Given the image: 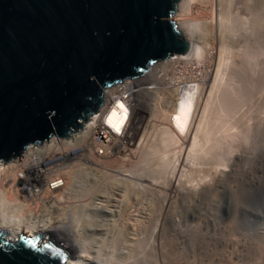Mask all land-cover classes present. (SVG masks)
<instances>
[{
  "label": "bare ground",
  "instance_id": "bare-ground-1",
  "mask_svg": "<svg viewBox=\"0 0 264 264\" xmlns=\"http://www.w3.org/2000/svg\"><path fill=\"white\" fill-rule=\"evenodd\" d=\"M173 16L179 31L190 42L188 51L190 56L202 59L208 53V49L213 50L214 46L218 48V58H216L218 60L214 73L208 81L199 90L192 87L179 94L172 103L171 117L167 118L163 112V116L175 124V130L169 128L170 124L156 129L155 132L153 128L150 132L152 136L149 138L150 142L140 150L139 159H134L137 161L130 168L115 169L119 175H122L121 177H114L112 174V179L105 180L101 177L102 181L95 180L96 183H101L99 189H95L92 184V186L89 184V188L88 185L85 191L87 195L94 192L88 201L79 202L81 201L78 199L80 193L78 192L77 198L76 191L78 185L83 184V180L87 178V170L79 168L80 171L77 170L76 173L71 171L67 175L65 195L68 199L73 198L74 203L68 208L67 222L56 219L34 226L35 224L30 222L21 210L12 186L7 184L11 173L9 168L0 165V230H6L9 237L15 239L23 232L29 235L39 232L48 234L62 242L69 253L74 251V255L67 259V264H149L151 261L153 264H178L177 257H181L178 252L184 250L180 249L181 246L189 249L193 258L197 255L195 264H198L197 261L199 264H216L217 254L227 257L223 260L218 256L219 259L224 262L226 260L230 264H233L235 260L240 263L246 256L250 258L252 264H259L254 260L256 256L249 253L251 245L239 239L240 231L237 234L234 230L236 224L233 225L230 217V219L220 217L217 211L221 204L219 199L228 192L226 184L238 172L237 167L243 159V155L238 153L240 145L239 142L237 143L238 139H233L246 137L245 140L252 141L251 138L254 137L255 147L249 146L254 147L255 150L259 145L258 142L264 137V131H262V138L254 135L258 131L261 133L262 130H256L261 126L258 125L254 133L258 120L255 121V127L253 126L254 134L251 138H248L251 135L248 133L252 131L247 133L245 129L238 130L237 124L241 122L239 118L233 120L234 118L231 117L236 115L231 112L235 111L234 114H236L237 106L239 107L240 104L236 105L239 102L236 101L237 109L233 110L235 102L231 99L232 91L227 89L235 85L234 77L241 80L239 74L236 75L237 72L232 71L233 67H231L233 64H238L237 58L245 54L247 61L249 58L257 59L255 56L259 45L256 42L258 38L256 34L259 26L261 28V20L264 19V0H179ZM247 31L252 38H246ZM254 62L250 64L255 65ZM240 63L238 66L244 65L245 62ZM236 88L234 96L239 91ZM223 92L225 94L229 92L231 95L227 93L226 97ZM120 120L121 115L114 110L104 120V124L113 126ZM244 125H247L246 122L240 126L244 127ZM234 128L238 131L232 132ZM234 153L239 155L231 160L229 156H233ZM99 163L97 162V166L92 163L95 169H98ZM90 170L93 168L89 169V172ZM103 170L98 171L103 173ZM259 171V176H254L255 179H252L248 187L244 185L238 189L240 201L238 200L233 208L234 218L239 209L242 214L249 211L246 197L254 191L261 192L264 188V168ZM92 173L94 172L91 171ZM252 173L256 174V172ZM82 176L85 179L82 180ZM79 177H82L81 183ZM165 177L168 178L165 179ZM228 186H231V189L233 187L231 183ZM84 196L86 195H83V199H85ZM118 198L120 199L117 200ZM112 200H115L117 204L111 203ZM215 203L218 204V209ZM252 210L254 215L260 216L259 209L253 207ZM133 211L136 212L135 218H133ZM114 212L119 213L117 218L120 217V213L123 217L125 213L127 214L126 221H123V217L119 218L124 223L123 225L120 223L118 227L120 230L122 228L123 234H119L123 236L122 241L116 236L121 241L120 246H118L120 242L114 243L113 238L111 241L115 233L113 229H118L116 227L119 225L118 222L116 223L117 219L113 221L115 225L118 224L117 226L114 227V224H111L115 217ZM111 213L114 216L109 218L108 215ZM232 220L236 219L232 218ZM257 224L260 225L261 222ZM256 228L257 230L254 231H257L255 234L257 238L255 239L259 241V245L260 241L264 245V229L260 226ZM59 232L66 234L67 239L63 238L64 234L61 238ZM113 244H117L118 247ZM146 244L150 247L149 254L153 258L150 262H146L150 258V255L146 253L144 246ZM146 255L149 256L146 257ZM234 264L238 263L234 262Z\"/></svg>",
  "mask_w": 264,
  "mask_h": 264
},
{
  "label": "water",
  "instance_id": "water-1",
  "mask_svg": "<svg viewBox=\"0 0 264 264\" xmlns=\"http://www.w3.org/2000/svg\"><path fill=\"white\" fill-rule=\"evenodd\" d=\"M178 2L0 0V162L77 133L105 87L187 53L173 20ZM70 256L48 234L12 239L0 230V264H67Z\"/></svg>",
  "mask_w": 264,
  "mask_h": 264
},
{
  "label": "built area",
  "instance_id": "built-area-1",
  "mask_svg": "<svg viewBox=\"0 0 264 264\" xmlns=\"http://www.w3.org/2000/svg\"><path fill=\"white\" fill-rule=\"evenodd\" d=\"M207 52L202 59L188 52L172 55L137 77L105 87L102 105L77 133H70L66 139L52 136L40 145L29 144L19 162L16 156L0 162L11 172L7 184L12 186L28 220L34 226L67 220L68 208L74 203L65 195L71 171L91 168L88 163L102 159H136L149 141V128L164 124V113L171 117L172 103L179 94L192 87L199 90L214 73L213 51ZM114 110L121 120L113 126L104 124Z\"/></svg>",
  "mask_w": 264,
  "mask_h": 264
},
{
  "label": "rangeland",
  "instance_id": "rangeland-1",
  "mask_svg": "<svg viewBox=\"0 0 264 264\" xmlns=\"http://www.w3.org/2000/svg\"><path fill=\"white\" fill-rule=\"evenodd\" d=\"M175 15V14H174ZM174 17V16H173ZM260 25H261V28H260V26H259V28H260V31H259V28H258V31H257V34H256V37H258V38H256V42L258 43V45H259V47H257L258 48V52H257V54L259 55H257L256 54V56H255V58H257V59H250L249 58V60L247 61V57L246 56H244L245 58H243V56H240V57H238L237 58V61H238V64L240 65L241 63L240 62H245L244 63V65L242 64L241 66H238V64L236 65V64H233V65H231V67H233L232 68V71H236L237 73H236V75H238L239 74V76H240V78H241V80H238L237 79V77H234V81H236V82H234V84L239 88H236V86L235 85H233V86H230V87H228L227 89L231 92L232 91V95L229 93V92H227L229 95H231L232 96V101L233 102H235L234 103V107H235V109H234V107H233V110H236L237 108V110H236V114H234L235 113V111H232L231 113L233 114V115H236V117H231L233 120H236L237 118H239V120H240V122L241 123H239V124H237L239 127H241V129L238 127V130H243V129H245V131L248 133V131L250 132V131H252V132H250V133H248L249 135H250V137H248V138H251L252 137V135L256 132V130L258 131V130H261V133H260V131H258V133L256 132L254 135L256 136V137H258L259 136V138H262V136L264 135V133H263V135H262V131H264L263 129H264V120H263V118H264V19H263V21L261 20V22H260ZM248 32V33H247ZM246 32V38H252L251 36L249 37V31H247ZM249 34V35H248ZM260 37V38H259ZM257 39H259V40H257ZM261 43V44H260ZM257 45V44H256ZM257 45V46H258ZM262 46V47H261ZM216 48V49H215ZM209 50V49H208ZM213 51V57H212V59H213V61L215 62V64H214V62H213V64H214V67L216 66V63H217V60L218 59H216V58H218V48H217V46H214V49L212 50ZM261 53V54H260ZM261 55V56H260ZM215 56V57H214ZM258 56V57H257ZM238 59H240V60H238ZM242 60V61H241ZM253 60H255L256 62H254ZM240 61V62H239ZM247 61V62H246ZM250 61V62H249ZM253 62H254V64L255 65H252L253 64ZM250 63H252V64H250ZM236 65V66H235ZM244 67V68H243ZM255 69V70H254ZM258 69V70H257ZM254 70V71H253ZM234 71V72H235ZM253 73V74H252ZM239 78V77H238ZM236 79V80H235ZM238 81V82H237ZM239 85V86H238ZM235 86V87H234ZM234 87V88H233ZM234 90H233V89ZM235 88H236V90L238 91V93L235 95V96H237V95H241V96H237V97H235L233 94L236 92L235 91ZM248 88V89H247ZM226 89V90H227ZM232 89V90H231ZM246 89V90H245ZM225 90V89H224ZM227 90V91H228ZM226 92V91H225ZM225 92H223V94H225ZM240 92V93H239ZM241 92H245V94L243 95V93H241ZM225 94V96L227 97V95L228 94ZM224 96V95H223ZM231 96H228L229 98L231 97ZM233 96H234V98H233ZM241 97V98H240ZM246 97V98H245ZM238 100H237V99ZM238 103H237V102ZM232 102V103H233ZM237 103V104H236ZM243 103V104H242ZM235 104L236 105H239V107L241 108H239L238 106H237V108H236V106H235ZM245 104V105H244ZM242 106V107H241ZM241 110V111H240ZM238 112H240V113H238ZM232 116V115H231ZM240 116H241V118H240ZM250 116V117H249ZM253 116V117H252ZM252 117V118H251ZM162 119H163V121L165 120V122H164V124H159V126H154L153 128H154V130H153V128L151 129V128H149L150 130V132H151V130H153L154 132H155V130L156 129H158V128H160V127H165V125H167V124H170L169 125V128L170 129H172V130H175V128H174V125L175 124H173L172 122H170V121H168L167 119H166V117H164L163 115H162V117H161ZM245 118V119H244ZM260 118V119H259ZM251 119V120H250ZM261 119L263 120V121H261ZM238 120V121H239ZM244 120H246V121H244ZM258 120V121H257ZM248 121V122H247ZM255 121H257V123L255 122ZM234 122V121H233ZM245 122H246V124L247 125H244V127H242V126H240V125H242V123L243 124H245ZM258 122H260V124H258ZM236 123H238L237 121H236ZM256 123V127L254 126V124ZM251 124H252V126H251ZM249 125V126H248ZM260 127H259V126ZM252 127V129H250L251 127ZM255 128H254V127ZM246 127H250V128H247V129H250V130H247L246 129ZM257 127H259V129L257 128ZM253 128H254V130H253ZM238 130H235V128L233 129V130H231L232 132H237ZM253 131H254V133H253ZM259 134V135H258ZM261 136V137H260ZM152 136H150V133H149V138H151ZM241 138H243V137H240V138H234L233 140H239V139H241ZM245 139H246V137H244ZM243 138V140H237V143L238 144H240L239 145V147H238V151H236V152H238L239 154H241V155H243L242 156V160H241V163H239V166L237 167V170H238V172H236L235 174H234V176L230 179V180H228V184L230 185V183L232 184V186L235 188V189H237V190H235L233 187H232V189H231V186H228V184H226L227 186H226V188H228V189H226L228 192L226 193H224L222 196H221V199H219V201L221 202V204H220V206H219V209H218V204H216L215 203V205H216V207H217V209L219 210V211H217V213L220 215V217L222 216L223 218L225 217V219H230L231 218V221L233 222V225L234 224H236V226H235V228H234V230L237 232V234H238V231H240L239 233H240V240L242 241V242H245V243H248L249 244V246L251 247L250 249H251V251H249V253L251 254V255H253V256H256V259H254L257 263L259 262V264H264V245H263V242H261L260 241V245H259V241L257 240V239H255V238H257L256 236H255V234L257 233V231H254V230H257V228L256 227H259L260 226V228L261 229H264V188L261 190V192H256V191H254V192H252L248 197H246V201H247V203H248V205H249V211H247V212H243L244 214H242V212H241V209H239L237 212L238 213H236L237 214V218L235 217L234 218V206L235 205H237L236 203L238 202V200H239V195H240V193H239V191H238V189L240 188L241 189V187L242 186H244V185H246L247 187H248V185H249V183L252 181V179H255L254 178V176L255 177H258L259 176V173H260V171H259V169H261V168H264V137L261 139V141H259L258 142V144L259 145H257V147L255 148V150H254V145H253V139H254V137L253 138H251L252 139V141L251 140H245ZM247 138V139H248ZM258 138V139H259ZM150 140V139H149ZM256 140H257V138H256ZM149 142L150 141H148V143L146 144V146L149 144ZM234 142V141H233ZM240 142H243L242 144L240 143ZM236 143V144H237ZM245 143V144H244ZM234 144H235V142H234ZM244 145V146H243ZM254 146V147H250V146ZM251 148H253V150L251 149ZM243 149V150H242ZM241 150H242V153H240L241 152ZM238 153H234L233 154V156H229V158L232 160V159H234L237 155H239ZM141 154V151L139 150V153L137 154V156H136V159H139V156H141L140 155ZM247 157V158H246ZM108 161H106L105 162V160H99V161H97V162H100L99 164H98V169H95V167L94 166H97V163H96V165H94V164H90V167L91 168H93V170H90V172H89V169H91V168H88V166H83L84 167V169H82V168H80V170H87L86 172H88V173H90V174H88L87 173V178L85 179V177H81L82 178V180L83 179H85V180H83V184H80L81 182V178L79 177V182L80 183H78V184H80V185H78V187H77V198L79 199V200H81V201H79V202H85V201H88V200H90V198L92 197V195H93V193H90L89 194V196L87 195V193L85 192L86 190H87V188H88V185L90 184H92L93 186H94V188L95 189H99V187L101 186L99 183H96V181L97 182H100V180L103 178V179H105V180H107V179H112L111 177H121L120 175H119V172L118 171H115V169L116 170H122V169H124L125 167H127V168H130V166H132L134 163H135V161H137V160H134L133 159V161H129V162H126V161H122V160H116V159H107ZM112 160V161H111ZM104 163H103V162ZM111 162V163H107V162ZM120 161H121V163H120ZM102 163H103V165H102ZM105 163H107L106 164V166H104L105 165ZM86 164H87V162H86ZM88 165H89V163H88ZM94 165V166H93ZM125 165V166H124ZM102 166V167H101ZM124 166V167H123ZM85 167H87V169L85 168ZM122 168V169H121ZM126 168V169H127ZM224 169H227V168H225V167H223ZM103 170L104 172L103 173H105V174H103V173H101L100 171H98V170ZM77 170H79V168L78 169H76V170H74L75 171V173L77 172ZM79 170V171H80ZM96 172H95V171ZM114 170V171H113ZM256 170V171H255ZM78 171V172H79ZM91 171L92 172H94V173H92L91 174ZM259 171V172H258ZM101 174H100V173ZM107 172H108V174H107ZM114 172H116V173H114ZM228 172V171H227ZM252 172H256V174L255 173H252ZM93 174H94V176H93ZM98 174V175H97ZM106 174H107V176H106ZM112 174H113V176H112ZM117 176H116V175ZM169 174V173H168ZM168 174H167V176H168ZM92 175V176H91ZM166 175V173L164 174V176ZM257 175V176H256ZM90 176V177H89ZM169 176H170V174H169ZM93 179H92V178ZM102 177V178H101ZM250 177H252V178H250ZM166 178H168V177H165V179ZM249 179V180H248ZM263 179H264V177H263ZM96 180V181H95ZM245 180V181H244ZM90 181V182H89ZM102 181V180H101ZM224 181V180H223ZM232 181H234V182H232ZM87 182V183H86ZM86 183V184H85ZM225 183H226V181H225ZM244 183V184H243ZM97 184H98V186H97ZM224 184V183H223ZM233 184H235V185H233ZM236 184H240V185H237L238 186V188H236L237 186H236ZM82 185V186H81ZM86 186V188H83L84 186ZM90 185H89V188H90ZM91 185V186H92ZM100 185V186H99ZM96 186V187H95ZM115 186V185H114ZM240 186V187H239ZM80 187V188H79ZM79 189V190H78ZM162 189V188H161ZM81 190V191H80ZM225 190V191H226ZM233 190V191H232ZM82 191H84V193H82ZM235 191V192H234ZM80 194H79V193ZM229 192H232V193H229ZM86 193V194H85ZM256 193V194H255ZM78 194H79V196H78ZM92 194V195H91ZM83 195H86V197L84 196V198L85 199H83ZM254 195V196H253ZM91 196V197H90ZM118 196V195H117ZM81 198V199H80ZM83 199V200H82ZM120 198H118L117 200H119ZM72 200H74L73 198H72ZM115 200H112L111 201V203H116L117 204V202L115 201ZM240 201V200H239ZM214 203V202H213ZM232 203H234V204H232ZM110 207H112V206H110ZM211 207V206H210ZM215 207V206H214ZM215 207V208H216ZM243 207V206H242ZM255 208V209H259L261 212H260V216H257V215H254L253 214V210H252V208ZM76 209V208H75ZM238 209V208H237ZM213 210V209H212ZM214 211V210H213ZM215 211V212H216ZM240 211V212H239ZM134 212V211H133ZM115 213V217H113L114 215H112V213L111 214H109L108 216H109V218L110 217H113L114 218V220H112L113 218H111V224H114V222H115V220L117 219L118 221H116V223L118 222V224H114L113 226L115 227V226H117L116 228H118L119 226H120V223L123 225L124 223L121 221V220H119V218H121V217H123V215H122V213H120L121 215H120V217L119 218H117L118 217V215H119V213L118 212H114ZM135 214H136V212H134V214H133V218H135ZM230 217V218H229ZM260 217V218H259ZM124 220L123 221H126L127 220V214L125 213L124 214ZM232 218L233 219H236V220H232ZM114 221V222H113ZM131 221H133V219L131 218ZM261 222V224L260 225H258L257 223H260ZM239 225L241 226L240 228H239ZM121 228V227H120ZM114 230V235H115V237H114V235L111 237V241H113V239H114V243H119L118 244V246H120V244H121V241H122V239H123V236H121L122 234H123V232H122V228H121V230L118 228V229H113ZM116 230L118 231V232H116ZM120 231V232H119ZM63 232V231H62ZM62 232H59L60 233V237L62 236H64L63 238L64 239H67V236H66V234H64V233H62ZM255 232V233H254ZM118 233V234H117ZM248 233H250V235L248 234ZM64 234V235H63ZM117 234V235H116ZM119 234H121V235H119ZM59 235V234H58ZM116 236H118V237H120V240L121 241H119V238L118 237H116ZM61 237V238H62ZM113 238V239H112ZM118 238V239H117ZM122 238V239H121ZM116 240H118L117 242H116ZM114 245V244H113ZM117 244H115L114 246H116ZM263 247H262V246ZM118 246H116V247H118ZM145 247V249H146V253H148L149 254V252H150V247L148 246V244H146V245H144ZM185 248L186 247H183V246H181V248L180 249H184V250H181V251H179V252H182L181 254L178 252V255H180L181 257H177L178 258V261H177V263L178 264H195V259L197 258V255H196V257L195 258H193L194 256H192V252L188 249L187 250V248H186V250H185ZM71 254V256H73L74 255V251L72 250V252L70 253ZM150 255V254H149ZM149 255H146V257H148ZM188 255H189V257H188ZM185 256V257H184ZM218 256L222 259L223 258V260H224V258L225 259H227V257H223L222 255V257L219 255V254H217V257H215V259H218V261H217V263L216 264H219V262L221 263V264H230L229 262H227L226 260H225V262L223 261V260H221V259H219L218 258ZM150 258H148V260L146 261V262H150L151 260V258H152V256L150 255L149 256ZM145 258V257H144ZM179 258H180V260H179ZM147 259V258H146ZM145 259V260H146ZM234 259V258H233ZM152 260H153V258H152ZM185 260V261H184ZM186 260H188V261H186ZM190 260V261H189ZM194 260V261H193ZM197 260V259H196ZM221 260V261H220ZM249 261V262H248ZM193 262V263H192ZM235 263H238V264H252L251 262H250V258L249 257H245L244 259H243V261L242 262H236V260L234 261ZM234 262H233V264H234ZM153 264V262L151 261L149 264ZM197 263L199 264V262L197 261Z\"/></svg>",
  "mask_w": 264,
  "mask_h": 264
},
{
  "label": "snow or ice",
  "instance_id": "snow-or-ice-1",
  "mask_svg": "<svg viewBox=\"0 0 264 264\" xmlns=\"http://www.w3.org/2000/svg\"><path fill=\"white\" fill-rule=\"evenodd\" d=\"M121 107H122V106H121ZM117 130H118V129H117ZM45 247H49V245L46 244Z\"/></svg>",
  "mask_w": 264,
  "mask_h": 264
}]
</instances>
